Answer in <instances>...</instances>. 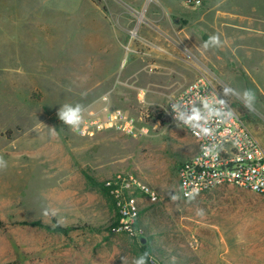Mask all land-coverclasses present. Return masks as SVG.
Returning <instances> with one entry per match:
<instances>
[{
    "label": "rangeland",
    "instance_id": "rangeland-1",
    "mask_svg": "<svg viewBox=\"0 0 264 264\" xmlns=\"http://www.w3.org/2000/svg\"><path fill=\"white\" fill-rule=\"evenodd\" d=\"M111 5L0 2V157L7 164L0 168V264H123L122 257L134 264L141 247L148 264H264V196L223 185L182 199L177 168L195 141L161 111L206 73L264 147V0L233 3L248 19L210 18L203 4L177 20L145 0L141 10L125 8L132 21L123 29ZM168 22L185 32L172 34L173 45L160 31L170 30ZM213 34L221 46L205 49ZM65 106L82 116L119 108L147 132L81 137L60 119ZM117 172H134L158 192L154 203L141 199L144 246L137 235L109 230L117 212L84 178L103 182ZM52 219L76 229L63 235L17 224Z\"/></svg>",
    "mask_w": 264,
    "mask_h": 264
},
{
    "label": "built area",
    "instance_id": "built-area-1",
    "mask_svg": "<svg viewBox=\"0 0 264 264\" xmlns=\"http://www.w3.org/2000/svg\"><path fill=\"white\" fill-rule=\"evenodd\" d=\"M187 8L202 7V0H182ZM221 84L206 73L171 96L162 113L195 141V151L177 168V189L191 199L223 185H232L264 196V147L230 101ZM141 94H143L141 92ZM81 116L79 125L66 124L81 137L103 132L140 136L147 132L137 119L123 110L104 107L99 113ZM117 212L114 233L136 236L141 199L154 203L158 192L134 172H117L103 181Z\"/></svg>",
    "mask_w": 264,
    "mask_h": 264
},
{
    "label": "crops",
    "instance_id": "crops-1",
    "mask_svg": "<svg viewBox=\"0 0 264 264\" xmlns=\"http://www.w3.org/2000/svg\"><path fill=\"white\" fill-rule=\"evenodd\" d=\"M108 1L113 2V5H111V12H113V14H115V18L118 21L120 27L123 29L122 23L125 21V19L129 20L128 22L131 23V18L130 15L127 13H125V8H132V4L136 5L138 4L137 8L135 7L133 10L137 11V10H141L143 4L145 3V0H102V4L103 3H107ZM159 6L161 5V7L164 10V15H162L163 17L166 16L167 20L169 18L172 17H176L175 19H179L181 17H183L184 15H187V10L185 8H187L186 6L183 5L182 0H154ZM237 1V0H202L203 4L206 5V8L203 9V13H210L209 16L207 17H223V18H238V19H248L251 18L250 15L244 13L242 10H238V8L236 9L233 5V3ZM0 2L2 3V0H0ZM217 3H227L230 4V6L228 7H222L221 9L217 8L216 4ZM107 5V4H104ZM203 6V5H202ZM110 7V6H109ZM157 7V6H155ZM153 9H156V8ZM201 8V7H200ZM198 8V9H200ZM147 9V8H146ZM192 9V8H189ZM198 9H195L198 10ZM128 11V10H127ZM202 11V10H201ZM201 11H197L194 12V9L192 12V14H196V13H201ZM239 11V12H237ZM245 12H247L248 10H244ZM214 12V14H213ZM105 13V11H104ZM219 15V16H218ZM130 18V19H129ZM175 20V22H176ZM153 22L154 19H152ZM128 23V24H129ZM126 25V24H125ZM161 27V26H160ZM166 27H168L170 30H163L161 28V33L165 34V35H169L168 38H165V43L171 44L173 45V38H172V34H176L178 35V37H181L183 35H185V32L182 34V31H178V34L176 33V30L174 28H172V26L170 25V23H166ZM123 35L124 32H121ZM160 33V34H161ZM163 40V41H164ZM122 44V43H121Z\"/></svg>",
    "mask_w": 264,
    "mask_h": 264
},
{
    "label": "clouds",
    "instance_id": "clouds-1",
    "mask_svg": "<svg viewBox=\"0 0 264 264\" xmlns=\"http://www.w3.org/2000/svg\"><path fill=\"white\" fill-rule=\"evenodd\" d=\"M210 44L215 47H220L222 44L220 36L217 34H213L209 36V38L204 42L203 47L207 49ZM230 91H232L230 88L224 89L225 94H227ZM244 95L245 97H251L252 99H255V94L251 90H245ZM245 107H248V105L245 104ZM249 111H251L250 108H249ZM59 116L63 122L69 125H73V126L79 125L80 120H81L79 107L73 109V108H68L67 106H65V109L60 111ZM6 166H7L6 162L3 160L2 157H0V168H5ZM188 195L194 198L193 194L189 193ZM171 198L173 200H176L178 199V196L173 195ZM197 215H203V209H199L197 211ZM149 256H150V253L145 251L144 253L139 255L134 260V264H148ZM121 259H122L123 264H126V258L122 257Z\"/></svg>",
    "mask_w": 264,
    "mask_h": 264
},
{
    "label": "trees",
    "instance_id": "trees-1",
    "mask_svg": "<svg viewBox=\"0 0 264 264\" xmlns=\"http://www.w3.org/2000/svg\"><path fill=\"white\" fill-rule=\"evenodd\" d=\"M84 178L86 180L87 185L89 187H91V189H97V190L101 191L103 195L107 196L108 199L112 202L113 207L115 208L114 200H113L111 194L109 193V190L107 188H105L103 182L95 181L94 178H92L90 175H88L86 173L84 174ZM116 220H117V217H116L115 221L113 222L112 226L115 224ZM17 224L21 225V226H26V227H41V228H44L50 232L59 233V234H63V235H67L69 232L76 229L73 226L61 225L55 219H52L51 223H43L39 220H28V221L17 222ZM138 224L139 223L137 222V226H138ZM109 230L111 231V228H109ZM140 250L142 251V253H144L145 251L149 252V249L147 247H141Z\"/></svg>",
    "mask_w": 264,
    "mask_h": 264
},
{
    "label": "water",
    "instance_id": "water-1",
    "mask_svg": "<svg viewBox=\"0 0 264 264\" xmlns=\"http://www.w3.org/2000/svg\"><path fill=\"white\" fill-rule=\"evenodd\" d=\"M137 240H138L139 244L142 246L146 245V243H147L146 238L140 234L137 235Z\"/></svg>",
    "mask_w": 264,
    "mask_h": 264
}]
</instances>
